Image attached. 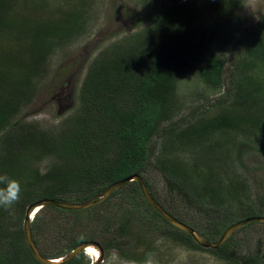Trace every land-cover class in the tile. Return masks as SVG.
<instances>
[{
    "label": "rangeland",
    "instance_id": "rangeland-1",
    "mask_svg": "<svg viewBox=\"0 0 264 264\" xmlns=\"http://www.w3.org/2000/svg\"><path fill=\"white\" fill-rule=\"evenodd\" d=\"M70 12L80 13L83 28L55 45L45 65L35 74L31 75L26 69V58L10 64L22 70L25 67L26 73L25 77H20L23 82L15 83V79H11L15 84H7L20 102L15 119L38 123L55 131L61 129L62 122L81 107L80 88L90 78L91 70L94 82L90 80L86 85L93 91L91 95L108 87L115 89L113 96H117L110 101L105 99L107 106L120 104L119 90L133 87L139 78L148 76L149 87L160 77L158 84L165 90L170 89L179 110L174 118L161 121L148 140L151 153L145 176L156 200L208 241L218 239L212 238L216 232L212 221H227L229 216L235 215L228 226L264 211V138L258 129L264 125V0H0V46L7 51L18 50L20 45L31 42L24 37L36 26L34 19L57 21ZM193 19L196 28L193 31L177 26ZM162 23H169L174 34L185 32L189 39L188 51H164V41L170 34L157 31ZM169 52L183 54L179 58L171 55L172 62L179 63L172 72L168 71L169 63L165 64ZM0 53L6 55L3 50ZM1 59L0 66H7ZM22 70L13 68L10 77H16ZM240 78L250 84L255 99L245 101L238 92ZM242 101L250 104L247 107ZM223 110L232 113L234 128L212 129L211 133L200 135L201 142H194V146L174 140V135L184 132L188 125L210 119ZM164 142L169 146L166 149L162 147ZM49 146L31 148L48 151ZM184 149L188 155H184ZM46 155L48 153L41 158L33 157L27 164L31 169L38 168L41 175L45 174L51 161L57 160L54 155ZM156 157H160L157 161L163 167L165 164L177 177L188 182L171 183L156 167ZM1 169L4 177H0V210L5 213L10 206L11 211L10 217L2 223L6 229L1 228L0 246L5 243L8 247L22 230L26 207L20 209L23 188L21 193L13 194L12 185V192H4L8 170L2 161ZM20 179L23 183L33 181L26 177ZM49 179V176L39 178L32 188L46 192L49 189L46 185L51 183ZM233 180L240 183L230 193L227 185ZM205 181L224 189L225 198L198 196L191 190V184L201 187ZM69 195L66 197L77 196ZM141 199L134 185L129 183L101 203L71 210L75 212L42 209L38 213L42 226L40 245L43 249L51 246L52 236L66 230L67 234L92 236L103 245L100 264H233L208 250L182 245L174 231L145 211ZM141 215L148 217L151 223H141L138 220ZM76 216L79 218L75 223ZM126 218L131 230L124 234L122 225ZM47 222L50 223L48 228ZM230 236V250L235 256L264 251V226L259 222L246 224ZM60 239L62 243L64 238ZM85 255L88 264L95 259L92 253Z\"/></svg>",
    "mask_w": 264,
    "mask_h": 264
},
{
    "label": "trees",
    "instance_id": "trees-1",
    "mask_svg": "<svg viewBox=\"0 0 264 264\" xmlns=\"http://www.w3.org/2000/svg\"><path fill=\"white\" fill-rule=\"evenodd\" d=\"M214 8L215 7H213V13H216L214 12ZM154 9L156 10L155 6ZM34 20L36 26L32 27L33 30L31 29V32L29 34L27 33L26 37H24L29 39L31 41L30 43H24L19 46L20 49L14 51H7L6 47L2 49V46H0V49L6 53V55L0 53V57L2 58L0 59L7 65L3 67L1 64L0 66V79H2L0 82V162L2 161V163H5V169L8 170L4 192H12V185H14L13 194L15 192L21 193L23 188L20 203V209L22 210L26 207L28 202L40 197H51L65 202H81L101 192L110 183L132 173H138L143 177L148 190L154 196L145 176L151 153L148 140L161 121L172 119L178 113L179 104L173 100V96L171 97V92L169 91L170 86H167L169 90H165L163 86H161L162 84H158L159 77L157 82L155 84L152 83L149 88L146 83L150 78L146 76L149 78L146 80V77H141L137 82L133 83V87L119 90L120 95L118 96L122 100L120 104L116 105L114 103V106H107L105 99H109L110 101L115 98L117 96H113L115 94V89L108 87L105 91H96L97 95H91L93 91H90L88 89L89 87L86 86L90 80L94 82V80L91 79L93 75V70H91L90 78H87L85 84L80 88L79 96L81 107L62 122L63 127H61V129L55 131L51 128L46 129L38 123L27 122L20 118L15 119L16 112L19 109L17 106L20 102H17L13 91L9 89L7 84L9 85L10 82L13 84L23 82L20 77H22V75L25 77L26 73H24L25 67L22 70L10 64L18 63L20 59L25 60L26 58L28 59V67H26V69L29 70L31 75L35 74L39 68L45 65L55 45L66 40L71 33L75 34L83 28L81 24L82 19L78 12H70L63 19L57 18V21H53L55 19L52 20V18H48L47 20L41 19L40 21L39 19ZM193 23L194 19L186 21L184 23L185 25L180 24L177 26L193 31L196 29ZM157 31L161 32L163 35L170 34L167 40L164 41V51H188L186 45L189 39L186 38L185 32L184 34L182 33V35L172 33V27L169 26V23H162L160 29H157ZM248 43L251 44V41L248 40ZM171 55L179 58L183 54L177 55L170 54L169 52V58H167L168 61H165V64L169 63L170 69H168V71L170 72L177 69V66H179L178 62H172L173 58ZM185 65L187 66L186 63H184V66ZM13 68L22 71L19 72L16 77H10ZM8 78H10V80ZM244 78H240L238 79L239 81H237L238 92L245 97V101H248V98L255 99L254 92L250 89V84L247 85ZM5 79H7L8 82H3ZM11 79H15V83ZM248 79H251V75ZM174 85L177 86L176 84ZM238 86H240V88H238ZM145 87L147 88L145 89ZM249 104L250 103H247L246 106L248 107ZM231 116L232 113H230L229 110H223L220 114L210 119L202 120L200 123L193 126H191L192 124L188 125L183 129L184 132L178 133L179 136L178 134L174 135L176 137L174 140L180 141L178 143L183 145L194 146V142H201L200 138L202 136L200 135L209 134L212 129L234 128ZM258 129L262 132L264 138V125L259 126ZM170 139L173 138L170 137ZM42 144L50 145L48 151L44 148L43 150L31 148V146H40ZM162 147L166 149V147L169 146L165 145L164 142ZM204 148L203 146V149ZM183 152L184 155H188L187 149H184ZM190 152L192 153V149ZM46 153H48L46 156H56L58 162L57 160L51 161L49 170L41 175L38 168L31 169L27 163L32 161L33 157L41 158L42 154ZM27 154H31V156ZM26 156L30 158L26 159ZM158 158L160 157L155 158L156 167L163 172L171 183L173 182V184H175L181 181L185 183L188 182L177 177L165 164L163 167L162 164L157 161ZM172 165H174V163H172ZM0 171H2V169ZM46 176H49V181H51L50 184L46 185L49 188L46 192L41 193V189L37 188L36 190L32 188L37 185L36 182L39 178ZM0 177L4 176L0 173ZM20 177L32 178L33 181L29 183L26 181V183H23ZM12 178L14 180L11 181L10 179ZM19 180L20 182H18ZM13 181L15 183H13ZM129 183H132L135 191L141 195V200L147 209L145 211L151 212L156 218L154 220L159 223H165L171 232L174 231L175 237L182 245L194 249L208 250L233 264H264V251L262 253L256 251L243 257L233 255V251L230 250L232 236H229L217 249L199 246L188 233L170 224L144 199L136 181L133 180L126 184ZM237 183H240V181H229L227 190L231 193ZM191 185V190L198 196L206 195L215 199L218 197L220 199L225 198L224 189L212 186L210 181H205L202 183L201 187H197L198 185L195 184ZM85 192L87 193L85 194ZM62 193H64V195H62ZM67 194L77 196L75 198L66 197ZM80 194L83 196H78ZM155 199L157 198L155 197ZM217 203L223 204L221 202ZM45 208L57 209L63 212H75L49 205L43 206L37 211L31 224L32 234L39 251L45 257L55 258L64 256L78 244L95 239L92 236L82 237L75 235V233L67 234L68 232L64 230V232L58 236L53 235L51 246H46L45 249H43L40 245L42 226L38 219V213ZM5 211L4 213L3 210H0V234H2L1 228L6 229V226L2 225V223L6 220V217H10L11 207H6ZM252 215L264 216V211H258L252 213ZM141 216L142 218L138 219L141 223H151L148 217ZM78 218L79 216H76L73 218V221L76 223ZM234 218L235 215L229 216L227 221H212L213 223L211 224H214L216 227V232L213 233L214 237L212 238H219L226 228L227 223ZM123 223L122 232L127 234L131 230V227L130 229L128 228V226H130L129 218H126ZM261 224L264 226V223ZM48 226H50L49 222L46 224L47 228ZM60 238H64L62 243H59L61 240ZM2 245L3 246H0V264H40L34 259L30 249L25 243L22 230H20L18 237L16 236L11 239L8 247L5 246V243ZM101 246L103 247V245ZM49 253L52 255H48ZM85 257L86 255L84 252H81L64 264H88L87 257L86 261Z\"/></svg>",
    "mask_w": 264,
    "mask_h": 264
},
{
    "label": "water",
    "instance_id": "water-1",
    "mask_svg": "<svg viewBox=\"0 0 264 264\" xmlns=\"http://www.w3.org/2000/svg\"><path fill=\"white\" fill-rule=\"evenodd\" d=\"M136 181L139 185L140 191L144 197V199L164 218L166 219L170 224L173 226L179 228L180 230L188 233L194 242L198 244L199 246L203 248H212L217 249L220 247L226 239L238 228L249 224L253 222H259L264 223V216L263 215H251L248 217H245L243 219L237 220L230 225H228L224 231L222 232L221 236L216 241H208L203 236H201L197 231H195L191 226L188 224L180 221L179 219L175 218L173 215H171L156 199L155 197L150 193L148 190L145 181L141 175L138 173H132L128 176H125L121 179H118L112 183H110L107 187H105L101 192L97 193L93 197H91L88 200L81 201V202H65V201H59L56 199H53L51 197H43L40 199H37L31 203H29L24 211L23 216V222H22V230H23V236L24 241L27 244L28 248L30 249V252L34 259L39 262L40 264H64L73 259L77 254L83 252L87 246L93 245L96 247L99 251V256L95 259V261L91 262L90 264H100L103 259V248L100 245L99 242L91 240V241H84L77 246H75L71 251H69L64 256H59L55 258H60L58 261H52L51 259L54 258H48L41 254L39 251L32 234L31 229V221L32 218H30L31 213L37 208V210L41 209L43 206L49 205L54 206L59 209L64 210H77V209H84L91 206H94L98 203H101L104 201L112 192H114L116 189L122 187L126 183L130 181ZM34 217V215H33Z\"/></svg>",
    "mask_w": 264,
    "mask_h": 264
},
{
    "label": "bare ground",
    "instance_id": "bare-ground-1",
    "mask_svg": "<svg viewBox=\"0 0 264 264\" xmlns=\"http://www.w3.org/2000/svg\"><path fill=\"white\" fill-rule=\"evenodd\" d=\"M37 208L31 213V216H30V218H33V215L35 214V213H37ZM85 251H86V253H92L93 254V257L96 259L98 256H99V252H98V250H97V248L96 247H94L93 245H89V246H87L86 247V249H85ZM60 258H54V259H51L52 261H58ZM95 259H93L92 260V262L93 261H95Z\"/></svg>",
    "mask_w": 264,
    "mask_h": 264
},
{
    "label": "clouds",
    "instance_id": "clouds-1",
    "mask_svg": "<svg viewBox=\"0 0 264 264\" xmlns=\"http://www.w3.org/2000/svg\"><path fill=\"white\" fill-rule=\"evenodd\" d=\"M35 214H36V213H35ZM35 214H34V216H35ZM33 218H34V217H33ZM33 218H32V219H33ZM85 254H86V253H85Z\"/></svg>",
    "mask_w": 264,
    "mask_h": 264
}]
</instances>
